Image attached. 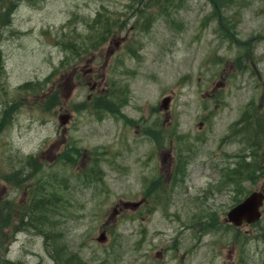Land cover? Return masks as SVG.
<instances>
[{
    "label": "rangeland",
    "instance_id": "1",
    "mask_svg": "<svg viewBox=\"0 0 264 264\" xmlns=\"http://www.w3.org/2000/svg\"><path fill=\"white\" fill-rule=\"evenodd\" d=\"M145 1L15 0L0 26V264H264V208L225 223L264 189L240 169L264 164V0ZM98 12L116 35L86 50Z\"/></svg>",
    "mask_w": 264,
    "mask_h": 264
},
{
    "label": "trees",
    "instance_id": "2",
    "mask_svg": "<svg viewBox=\"0 0 264 264\" xmlns=\"http://www.w3.org/2000/svg\"><path fill=\"white\" fill-rule=\"evenodd\" d=\"M31 1V0H27ZM1 8H3V12L0 11V26L6 25L10 21V15L13 12L14 5L16 4L15 0H0ZM213 5L216 10L218 8V4H220L217 1H213ZM142 5L141 9L138 10L137 15L142 17L143 19L147 20L148 22H151L155 18L159 17H170L171 11H177L180 8V5H176L175 0H147L145 2L140 3ZM155 9V13H152L150 10ZM171 23H174L173 20H171ZM118 23L113 20L112 16L105 15L104 13L98 12L97 17L92 20L91 24L94 28L92 30V33H90V38L87 44H85L82 48H85L86 50H93L97 48L103 41H107V39L112 35V39L115 37L116 31L115 27ZM178 26V25H177ZM179 27V26H178ZM145 30V29H144ZM67 48L70 49V53L74 54L76 52L77 48L74 44L67 45ZM132 54H135V51H130ZM135 57V55H133ZM30 85L26 84L24 88H29ZM258 134V137L260 139L262 130ZM257 152L260 154V151H262L261 141H259L256 144ZM250 156V155H249ZM246 157H242L243 162L240 164V169L243 173H245L242 177L246 180L251 181L253 176L264 174V164L262 166L259 165L257 161L254 163L246 162ZM252 175V176H250ZM242 180V178L240 179ZM238 201V200H237ZM39 206V202H37L34 205V208ZM4 216V215H3ZM3 218V219H2ZM24 217H22L19 221V224L21 225H28L27 223H24L22 220ZM5 225L4 228H7L9 224V220L6 219V217L0 216V229L3 228L1 224ZM46 238V236L44 235ZM65 245H58V250H63ZM7 263V261H5ZM67 264H72V262H68Z\"/></svg>",
    "mask_w": 264,
    "mask_h": 264
},
{
    "label": "water",
    "instance_id": "3",
    "mask_svg": "<svg viewBox=\"0 0 264 264\" xmlns=\"http://www.w3.org/2000/svg\"><path fill=\"white\" fill-rule=\"evenodd\" d=\"M166 102L167 101H164V103ZM263 200L264 195L260 192L250 194L227 213V221L233 223L235 226H240L243 222L251 224L258 221L260 218L259 208ZM102 239L103 238H100L99 240Z\"/></svg>",
    "mask_w": 264,
    "mask_h": 264
},
{
    "label": "flooded vegetation",
    "instance_id": "4",
    "mask_svg": "<svg viewBox=\"0 0 264 264\" xmlns=\"http://www.w3.org/2000/svg\"><path fill=\"white\" fill-rule=\"evenodd\" d=\"M246 52V51H245ZM252 56H250V55H247L246 57H243V60H245V62H244V69L245 70H247L248 71V69H249V66L250 65H252V64H254L253 63V60H252ZM247 60V61H246ZM251 62V63H250ZM174 158V157H173ZM178 165V162H176V159H175V163H174V165H173V171H174V169H175V166H177ZM142 200H143V198H142ZM145 200H146V197H145ZM144 200V201H145ZM143 201V202H144Z\"/></svg>",
    "mask_w": 264,
    "mask_h": 264
}]
</instances>
